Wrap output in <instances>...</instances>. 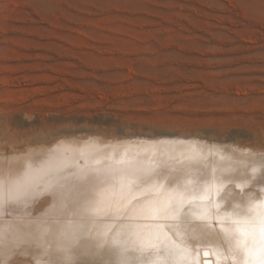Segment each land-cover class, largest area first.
<instances>
[{"label": "rangeland", "instance_id": "obj_1", "mask_svg": "<svg viewBox=\"0 0 264 264\" xmlns=\"http://www.w3.org/2000/svg\"><path fill=\"white\" fill-rule=\"evenodd\" d=\"M89 131L264 147V0H0V142Z\"/></svg>", "mask_w": 264, "mask_h": 264}, {"label": "bare ground", "instance_id": "obj_2", "mask_svg": "<svg viewBox=\"0 0 264 264\" xmlns=\"http://www.w3.org/2000/svg\"><path fill=\"white\" fill-rule=\"evenodd\" d=\"M91 132L39 145L0 142L10 171L22 167L10 158L30 147L65 142L74 160L66 172L79 171L93 189L85 208L84 198L65 204L0 188V264H193L198 251L217 247L228 264L224 246L245 222L259 236L253 209L264 205V147L194 134ZM110 186L119 191L97 195Z\"/></svg>", "mask_w": 264, "mask_h": 264}, {"label": "clouds", "instance_id": "obj_3", "mask_svg": "<svg viewBox=\"0 0 264 264\" xmlns=\"http://www.w3.org/2000/svg\"><path fill=\"white\" fill-rule=\"evenodd\" d=\"M69 149L61 141L53 147H30L20 156L10 158V163L22 162V167L10 171L4 167V159L0 157V188L5 194L8 192L30 194L35 197L52 195L61 203H71L84 198V207L91 202L88 197L93 189L86 181L87 177L80 174L66 172L73 163L72 156L68 155ZM73 177L77 181L73 182ZM118 188L108 187L97 191V195L113 194ZM3 264H8L4 260Z\"/></svg>", "mask_w": 264, "mask_h": 264}, {"label": "snow or ice", "instance_id": "obj_4", "mask_svg": "<svg viewBox=\"0 0 264 264\" xmlns=\"http://www.w3.org/2000/svg\"><path fill=\"white\" fill-rule=\"evenodd\" d=\"M256 211L261 221V227L256 231L252 230L249 223L238 230L239 238L230 241L224 246L226 254L229 256L228 264H237L239 257L240 264H264V205H256ZM225 253L217 247L214 251H198V255L193 264H224Z\"/></svg>", "mask_w": 264, "mask_h": 264}]
</instances>
